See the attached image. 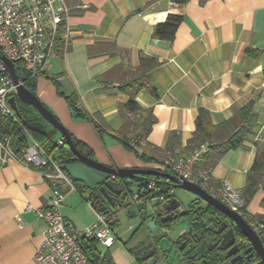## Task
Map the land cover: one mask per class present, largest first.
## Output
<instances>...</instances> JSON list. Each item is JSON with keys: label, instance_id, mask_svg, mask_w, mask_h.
I'll return each mask as SVG.
<instances>
[{"label": "crops", "instance_id": "obj_1", "mask_svg": "<svg viewBox=\"0 0 264 264\" xmlns=\"http://www.w3.org/2000/svg\"><path fill=\"white\" fill-rule=\"evenodd\" d=\"M64 4L66 51L51 58L47 75L33 79L28 87L89 149L90 158L111 168L165 172L163 161L169 154L188 156L196 150L189 151L186 145L200 109L209 113L212 126H218L252 101L255 124L243 145L221 155L214 165V156L208 153L193 169L196 178L206 177L208 186L227 181L241 192L257 148L264 144V0H187L184 4L64 0ZM169 14L182 17L173 39L153 38V27ZM142 56L158 63L146 73L155 94L139 91L135 102L140 110L129 112L124 107L129 96L118 87L135 76ZM54 81L63 96H74L80 109L99 123L100 134L90 121L72 116ZM149 115L154 123L143 135ZM172 133V149L166 151ZM115 135L127 139L142 135L144 152L153 160L141 161ZM171 189L169 199H182L184 195ZM50 198L51 183L40 171L26 169L15 159L0 165V264H37L33 257L45 225L28 208H46ZM244 209L249 217L264 220L263 187ZM108 210L116 212L111 224L116 240L109 249L96 245L98 251L113 264H144L135 251L150 240L146 227L138 221L129 226L131 234L116 233L118 213L124 211ZM60 212L78 230L95 220L93 210L76 191L65 192Z\"/></svg>", "mask_w": 264, "mask_h": 264}, {"label": "built area", "instance_id": "obj_2", "mask_svg": "<svg viewBox=\"0 0 264 264\" xmlns=\"http://www.w3.org/2000/svg\"><path fill=\"white\" fill-rule=\"evenodd\" d=\"M67 13L64 0H0V55L6 57L15 67L22 66L30 79L46 76L50 59L66 51L65 37L60 34V30ZM15 94L16 86L12 82L7 66L0 60V113L14 120V112L8 104V99ZM77 107L80 108V103H77ZM61 145H64V141L60 138L57 146ZM143 145L142 141L134 138L128 142L131 150L138 155L143 154ZM208 150V145L205 144L188 156L168 155L163 165L173 175L198 185L230 211L241 216L264 245V220L249 217L244 209L245 201L239 191L227 181L211 187L205 184L206 177L198 179L194 176V165L202 156L208 154ZM10 159L17 160L26 169L37 171L45 167L50 169L47 172L40 171L51 183L48 206L43 209L28 208L45 225L42 241L33 257L37 264H92L83 250V241L94 240L96 245L106 249L113 246L116 237L111 223L116 220V212L97 210L89 193L82 198L93 210L94 222L78 230L62 216L60 208L65 192H78L77 188L63 168L49 159L35 140L30 138L21 157H16L10 148L9 137L1 136L0 165L8 164ZM172 195V189L160 193L155 181L144 177L139 193L129 197L126 207H135L143 200L161 204Z\"/></svg>", "mask_w": 264, "mask_h": 264}, {"label": "water", "instance_id": "obj_3", "mask_svg": "<svg viewBox=\"0 0 264 264\" xmlns=\"http://www.w3.org/2000/svg\"><path fill=\"white\" fill-rule=\"evenodd\" d=\"M0 60L16 86V94L8 99L9 106L17 116V101L31 107L56 130L76 160L63 167L70 179L82 184L97 202L101 201L99 211L121 209L128 218L137 219L146 227L150 240L140 253L144 264H237L243 259L237 255L242 248H246L244 254L255 253L257 264H264V245L259 236L241 216L198 185L153 169L111 168L80 153L69 131L23 86L14 64L2 55ZM146 176L162 177L193 199L187 204L177 198L161 204L143 200L135 207H126L129 197L139 193ZM134 185L137 187L132 190Z\"/></svg>", "mask_w": 264, "mask_h": 264}, {"label": "trees", "instance_id": "obj_4", "mask_svg": "<svg viewBox=\"0 0 264 264\" xmlns=\"http://www.w3.org/2000/svg\"><path fill=\"white\" fill-rule=\"evenodd\" d=\"M186 1L187 0H172V2L176 4H184ZM181 21V16L169 14L163 23L156 24L153 27L152 37L159 40L171 41ZM60 34H63L62 28L60 30ZM140 61L141 65L139 70H136L135 76L129 82L121 84L118 87L120 91L129 96V100L124 106L129 112H136L140 110V107L135 102V96L139 91L146 89L150 93L155 94L154 88L148 85L146 73L154 68L158 63L153 58L143 56L141 57ZM15 70L23 86L32 92L28 87V83H30L35 78L30 79L27 72L20 65H16ZM54 83L57 87L59 95L62 96L68 104L72 116L76 119H85L90 121L97 133L100 134L102 129L99 123L88 117L80 108L77 107L78 101H76L74 96H63L59 92L58 83L55 81ZM253 107L254 102L250 101L247 105L236 109L228 120L220 123L218 126H212L209 120V113L204 109H200L198 116L195 119V131L192 137L188 140L186 149L193 151L198 149L200 146L207 144L209 149L208 153L214 156L211 159V165H214L219 157L227 151L240 148L246 138L253 133V127L256 119V114L253 110ZM17 109L19 116L14 113L15 120L8 115H2L0 113V137H9L10 148L16 157H21L31 138L42 147L47 157L53 162L59 164L61 168L67 164L76 162L75 157L67 146H57V141L60 139L56 138L58 133L36 111H34L31 107L20 103L19 101H17ZM144 123L143 135H146L154 123V118L149 115ZM173 136L174 134L172 133L168 137L166 151L172 149L171 141ZM115 137L125 148L130 151L132 150L128 146V142L131 138L138 139L143 142L142 135L133 136L128 139L119 135H115ZM72 141L80 153L90 157L89 149H87L84 144L80 143L73 137ZM144 146L145 144L142 147V155H138L133 151L132 152L141 161L151 162L153 159L145 154ZM170 156H174L173 153ZM49 170L50 169L48 167L40 169V171L46 172ZM165 172L172 174L170 170ZM146 177L155 181L160 193H166L172 187L171 183L162 177ZM263 179L264 144L257 148L253 163L246 174L245 186L240 192L242 198L245 201V205L259 187L264 188ZM74 184L78 193L82 197H84L86 193H89L90 196H92V193L88 191L82 184L76 182H74ZM140 187H142V185H140ZM100 203L101 201L97 202L93 198L92 204L97 210L100 208ZM82 246L86 256L89 258V261L92 264H113L107 254L103 255L98 251L96 242L94 240L83 241ZM142 249L143 247H139L135 251V255L140 257Z\"/></svg>", "mask_w": 264, "mask_h": 264}, {"label": "rangeland", "instance_id": "obj_5", "mask_svg": "<svg viewBox=\"0 0 264 264\" xmlns=\"http://www.w3.org/2000/svg\"><path fill=\"white\" fill-rule=\"evenodd\" d=\"M53 65H54V67H56V63L55 62L53 63ZM175 191L178 193L179 196L181 194L184 195L182 197V199H180L184 203L186 202V200L189 201V200H191L193 198V196H191L190 194H188L186 192H183V190L175 189ZM179 198H181V197H179ZM118 220H119V225L115 228L116 233L119 232V231H120V233H121V231H124V232H127V233L131 234L132 232L129 229V226H132L131 224H133V223L138 224V220L137 219H130V218H128V216L126 215L125 212H119L118 213Z\"/></svg>", "mask_w": 264, "mask_h": 264}, {"label": "flooded vegetation", "instance_id": "obj_6", "mask_svg": "<svg viewBox=\"0 0 264 264\" xmlns=\"http://www.w3.org/2000/svg\"><path fill=\"white\" fill-rule=\"evenodd\" d=\"M210 223L213 224L214 222L211 221ZM237 245L240 247V245H241L240 242H238ZM245 249L246 248L240 249V252L237 254L238 256L243 257V259L237 264H257L258 260H257L255 253L250 252V253L244 254Z\"/></svg>", "mask_w": 264, "mask_h": 264}]
</instances>
